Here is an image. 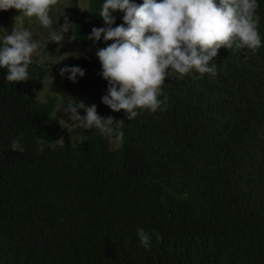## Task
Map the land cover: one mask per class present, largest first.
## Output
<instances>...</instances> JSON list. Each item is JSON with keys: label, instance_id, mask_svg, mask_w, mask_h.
I'll list each match as a JSON object with an SVG mask.
<instances>
[{"label": "trees", "instance_id": "16d2710c", "mask_svg": "<svg viewBox=\"0 0 264 264\" xmlns=\"http://www.w3.org/2000/svg\"><path fill=\"white\" fill-rule=\"evenodd\" d=\"M89 1L84 13L71 0V31L98 51L114 41L88 39L108 27L104 0ZM256 2L261 46L221 47L214 74L169 70L154 113L137 109L128 120L112 111L98 56L71 60L85 72L66 76L77 105L124 120L107 133L77 127L75 147L54 120L59 99H41L47 70L32 59L28 81L9 82L0 68V264H264V0ZM112 15L111 27H128L124 12ZM17 138L23 152L10 147Z\"/></svg>", "mask_w": 264, "mask_h": 264}, {"label": "clouds", "instance_id": "9594fccd", "mask_svg": "<svg viewBox=\"0 0 264 264\" xmlns=\"http://www.w3.org/2000/svg\"><path fill=\"white\" fill-rule=\"evenodd\" d=\"M57 3L58 0H0V11L16 9L22 16L36 17L48 28L53 24L49 11ZM256 8V0H144L141 6L130 0H104L99 15L108 27H94L88 36L96 42L102 36L105 42L114 41L96 53L102 65L101 74L108 81L102 102L114 112L124 111L128 120L138 115L137 109L156 112L161 105L158 95L166 74L171 75L169 70L180 76L192 69L202 74H214L216 64L209 66V62L221 47L230 49L237 41L236 47L256 50L261 46L257 31L259 17L254 19ZM116 11L125 13L124 21L128 27H111L115 24L112 13ZM74 26L65 17L63 26L51 32L50 40L62 43ZM31 37L29 30H18L16 26L11 35L4 37L0 68L7 69L6 81H28L29 65L38 48ZM66 74L68 79L76 82L85 72L77 66L64 67L60 75ZM64 97L66 104L62 111L74 122L73 127L91 129L95 126L107 133L113 127L120 129L123 126L124 120L99 117L95 104L86 107L80 102L77 105L71 97ZM78 108L84 109L86 116L81 117ZM119 136H123L122 131ZM75 139L78 138L72 137L73 147ZM58 141H51L49 146L55 150ZM36 142L43 151L46 141L37 136ZM10 147L14 152L24 151L20 138L13 140ZM137 236L142 246H150V236L143 228L138 229Z\"/></svg>", "mask_w": 264, "mask_h": 264}, {"label": "rangeland", "instance_id": "374dc122", "mask_svg": "<svg viewBox=\"0 0 264 264\" xmlns=\"http://www.w3.org/2000/svg\"><path fill=\"white\" fill-rule=\"evenodd\" d=\"M79 2L82 11L88 13L90 1L79 0ZM49 16L53 20V24L45 28L36 17L28 18L22 16V13L16 9H9L8 11H0V26L3 30V40L7 34H12L15 26L18 30L25 29L31 32L32 41L38 44L32 59L47 70L41 99L43 101H48L54 97L59 99L53 116L54 120L60 128L68 131L71 140L72 137L78 138L74 140L76 145L81 140L77 134V127L72 126L74 122L62 111L66 104L64 96L74 100V95L72 96L71 90L66 85L67 74L61 76L60 70L68 67L69 62L73 59L96 56L97 51L81 47L74 39L72 31L67 33L64 41L60 44L50 40L51 32L55 28L58 31L63 26L65 17L71 23V0H58V3L50 9ZM73 53L76 55H72ZM118 145V141H112L113 147Z\"/></svg>", "mask_w": 264, "mask_h": 264}]
</instances>
